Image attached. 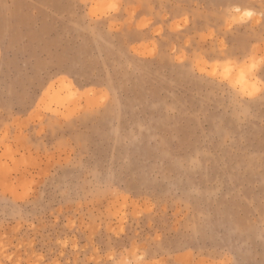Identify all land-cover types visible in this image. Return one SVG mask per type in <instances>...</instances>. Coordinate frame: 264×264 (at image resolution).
Returning <instances> with one entry per match:
<instances>
[{"label": "rangeland", "instance_id": "1", "mask_svg": "<svg viewBox=\"0 0 264 264\" xmlns=\"http://www.w3.org/2000/svg\"><path fill=\"white\" fill-rule=\"evenodd\" d=\"M0 264H264V0H0Z\"/></svg>", "mask_w": 264, "mask_h": 264}, {"label": "bare ground", "instance_id": "2", "mask_svg": "<svg viewBox=\"0 0 264 264\" xmlns=\"http://www.w3.org/2000/svg\"><path fill=\"white\" fill-rule=\"evenodd\" d=\"M248 12H250V11H248Z\"/></svg>", "mask_w": 264, "mask_h": 264}]
</instances>
